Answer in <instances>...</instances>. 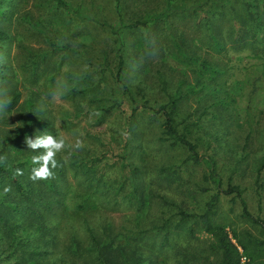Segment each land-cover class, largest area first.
<instances>
[{
    "label": "rangeland",
    "instance_id": "obj_1",
    "mask_svg": "<svg viewBox=\"0 0 264 264\" xmlns=\"http://www.w3.org/2000/svg\"><path fill=\"white\" fill-rule=\"evenodd\" d=\"M63 1L65 9L52 0H0V28L8 34L0 42L5 165L29 182L24 163L36 153L25 137L62 136L66 148L56 159L63 171L50 181L64 201L53 212L67 216L62 224L74 232L76 246L110 236L125 248L123 257L140 255L146 264H215L208 234L190 218L180 221L177 210L203 211L216 192L206 178L212 161L223 185H239L249 211L264 219V169L257 180L264 156V0ZM149 14L153 44L141 46L146 30L127 25ZM209 20L221 47L209 41ZM119 55L124 67L117 80ZM179 86L176 120L180 128L190 124L200 163L163 140L162 118L154 112ZM77 139L82 149L74 147ZM214 220L242 239L249 233L264 241L260 228L241 215L237 198L221 195ZM9 223L0 224L4 237L12 236L7 228L15 223ZM252 250L264 264V244Z\"/></svg>",
    "mask_w": 264,
    "mask_h": 264
},
{
    "label": "trees",
    "instance_id": "obj_2",
    "mask_svg": "<svg viewBox=\"0 0 264 264\" xmlns=\"http://www.w3.org/2000/svg\"><path fill=\"white\" fill-rule=\"evenodd\" d=\"M55 6L60 9L67 8L63 0H52ZM167 4L170 0H164ZM119 5L120 0H115ZM212 11V10H211ZM152 14V13H151ZM147 15V19H136L127 25L128 29L142 28L146 30L141 46H152V37L149 33L150 24L154 21L152 15ZM156 16V15H155ZM154 16V17H155ZM158 18V16H157ZM156 20V18L154 19ZM208 30V38L212 46H223L222 41L218 38L215 32H212V23L206 21ZM254 31L261 33L260 29ZM235 37L241 38V33L237 32ZM8 39L7 32L0 28V42ZM261 39V38H259ZM264 46V38L260 41ZM180 43L177 46H181ZM260 47V46H259ZM3 48L0 45V54ZM180 54L183 55L181 49ZM186 56L184 52L183 57ZM258 53L255 57H259ZM262 56H264L262 54ZM196 61V59L194 60ZM124 67V59L121 55L118 56L117 70L115 78L121 79L122 70ZM6 66L0 60V79L4 78V69ZM131 102L134 103V97L128 91V85H122ZM161 89L167 92V82L161 78ZM18 93L14 94L5 106L7 109L16 103ZM183 97L180 86L174 93H167L166 102L159 104L154 112L162 118L161 133L163 140L169 141L173 145H180L187 150V159L194 162H201V155L197 150V144L191 138L192 131L189 128L190 124H184L181 128L176 120L179 101ZM210 170L207 179L214 184L215 193H212L209 200L206 202L203 211L199 214L188 213L183 209H178L177 214L180 215V221L190 218L193 225L199 226L208 234L209 249L216 255L217 261L215 264H242L241 257L246 256L247 261L244 264H260L255 261L253 247L264 244V241L257 240L249 233L244 235L242 239L235 232L230 233L223 224H219L214 220L220 196H231L232 199L237 198L241 207V215L256 224L264 234V219L252 215L248 209L247 202L243 196V189L239 185L226 184L223 185L222 180L216 173V169L210 161ZM59 163V162H58ZM60 164V163H59ZM25 168H29V177L33 167L31 158L24 163ZM264 169V156L257 170V180L261 171ZM12 166L0 164V224L8 225L15 223L7 228L12 236L4 237L3 230H0V240H5L0 244V264H146L145 259L140 255L124 256V247H117L113 238L106 237L108 232H105L100 237H106L99 242L95 241L98 246H76V237H73L74 232L68 228L67 224H62L67 216L63 214L58 218L54 216L56 206L63 204L64 197L61 191L56 186V183L48 180H40L33 182L29 179L27 182L26 176L23 179L13 175ZM54 171L61 173L62 167L56 168ZM11 179L12 185L7 181ZM11 187V191L4 193L5 187ZM63 199V200H62ZM67 199V198H66ZM62 201V202H61ZM82 207V204L79 206ZM67 214V211H66ZM55 218V219H53ZM23 221H27L23 227L20 225ZM9 223V224H10ZM62 225V226H61ZM14 226V227H13ZM163 226L167 229L166 221ZM63 227V228H62ZM16 229L19 231L16 232ZM193 228L191 227L190 230ZM59 232L62 233L64 239L61 238ZM92 236L94 233H90ZM166 238V235H165ZM24 239L29 241L24 243ZM78 239V238H77ZM256 244V246H255ZM95 252V257L91 258ZM117 253V254H115ZM88 257V258H86ZM117 257L119 258L116 261ZM86 258L85 261L83 259ZM81 263H80V260Z\"/></svg>",
    "mask_w": 264,
    "mask_h": 264
},
{
    "label": "clouds",
    "instance_id": "obj_3",
    "mask_svg": "<svg viewBox=\"0 0 264 264\" xmlns=\"http://www.w3.org/2000/svg\"><path fill=\"white\" fill-rule=\"evenodd\" d=\"M25 143L29 150L36 153L31 157L33 167L29 179L36 182L54 178V170L61 166L56 157L66 148L65 138L59 135L44 133L36 135L35 138L25 137ZM74 147L78 150L82 149L84 147L83 141L77 139ZM6 161V156H0V164H5ZM16 175H23V170L17 169ZM10 191V186L5 187V194Z\"/></svg>",
    "mask_w": 264,
    "mask_h": 264
}]
</instances>
